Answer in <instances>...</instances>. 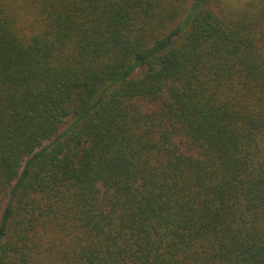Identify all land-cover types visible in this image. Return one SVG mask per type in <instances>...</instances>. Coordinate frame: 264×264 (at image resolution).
Masks as SVG:
<instances>
[{"label":"trees","instance_id":"obj_1","mask_svg":"<svg viewBox=\"0 0 264 264\" xmlns=\"http://www.w3.org/2000/svg\"><path fill=\"white\" fill-rule=\"evenodd\" d=\"M0 264H264V0H0Z\"/></svg>","mask_w":264,"mask_h":264},{"label":"rangeland","instance_id":"obj_2","mask_svg":"<svg viewBox=\"0 0 264 264\" xmlns=\"http://www.w3.org/2000/svg\"><path fill=\"white\" fill-rule=\"evenodd\" d=\"M225 1L230 5L240 6L244 4L247 0H225Z\"/></svg>","mask_w":264,"mask_h":264}]
</instances>
